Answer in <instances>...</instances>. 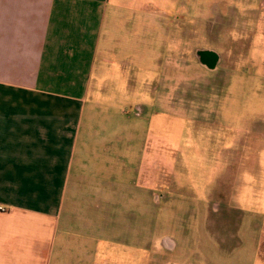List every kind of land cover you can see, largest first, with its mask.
I'll return each mask as SVG.
<instances>
[{
    "label": "rangeland",
    "instance_id": "1",
    "mask_svg": "<svg viewBox=\"0 0 264 264\" xmlns=\"http://www.w3.org/2000/svg\"><path fill=\"white\" fill-rule=\"evenodd\" d=\"M257 2L177 0L176 39L151 62L158 78L131 95L143 115L109 122L112 149L94 154L101 179L66 200L50 264H264ZM195 46L218 52L215 70Z\"/></svg>",
    "mask_w": 264,
    "mask_h": 264
},
{
    "label": "crops",
    "instance_id": "2",
    "mask_svg": "<svg viewBox=\"0 0 264 264\" xmlns=\"http://www.w3.org/2000/svg\"><path fill=\"white\" fill-rule=\"evenodd\" d=\"M175 10L177 0H0V264L51 263L66 200L101 179L94 154L112 149L109 122L126 129L143 115L131 95L158 78L151 62L176 39ZM256 10L263 31L264 0Z\"/></svg>",
    "mask_w": 264,
    "mask_h": 264
},
{
    "label": "flooded vegetation",
    "instance_id": "3",
    "mask_svg": "<svg viewBox=\"0 0 264 264\" xmlns=\"http://www.w3.org/2000/svg\"><path fill=\"white\" fill-rule=\"evenodd\" d=\"M205 25H208V22ZM192 50L193 54L195 55V58L202 67H205L207 70L210 71H213L217 68L219 54L215 49L208 46H195Z\"/></svg>",
    "mask_w": 264,
    "mask_h": 264
},
{
    "label": "built area",
    "instance_id": "4",
    "mask_svg": "<svg viewBox=\"0 0 264 264\" xmlns=\"http://www.w3.org/2000/svg\"><path fill=\"white\" fill-rule=\"evenodd\" d=\"M0 210H4V208L0 206Z\"/></svg>",
    "mask_w": 264,
    "mask_h": 264
}]
</instances>
